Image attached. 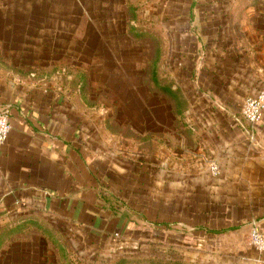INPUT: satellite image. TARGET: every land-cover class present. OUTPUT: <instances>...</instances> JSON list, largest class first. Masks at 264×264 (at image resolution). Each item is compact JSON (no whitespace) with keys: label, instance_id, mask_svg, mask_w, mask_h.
<instances>
[{"label":"crops","instance_id":"1","mask_svg":"<svg viewBox=\"0 0 264 264\" xmlns=\"http://www.w3.org/2000/svg\"><path fill=\"white\" fill-rule=\"evenodd\" d=\"M197 28L182 35L177 62L193 80L194 135L168 142L134 169L81 135L58 89L0 79V109L9 108L12 125L0 155V215L38 214L92 253L150 245L180 250L194 264H264V251L250 241L253 226L264 233V111L255 124L241 114L259 91L256 78L242 74L227 25ZM231 62L239 64L234 78L215 83L212 70L225 72Z\"/></svg>","mask_w":264,"mask_h":264},{"label":"rangeland","instance_id":"2","mask_svg":"<svg viewBox=\"0 0 264 264\" xmlns=\"http://www.w3.org/2000/svg\"><path fill=\"white\" fill-rule=\"evenodd\" d=\"M200 24L228 26L242 74L263 89L264 0H0V79L58 89L81 135L134 169L168 142L194 135L193 80L177 62L185 30ZM231 64L226 74L212 70L214 82L234 78L239 64ZM66 232L35 213L0 215V264H194L180 250L150 245L87 252Z\"/></svg>","mask_w":264,"mask_h":264},{"label":"built area","instance_id":"3","mask_svg":"<svg viewBox=\"0 0 264 264\" xmlns=\"http://www.w3.org/2000/svg\"><path fill=\"white\" fill-rule=\"evenodd\" d=\"M264 111V88L256 95L248 96L242 106V117L250 124H255L261 120ZM12 125L10 121V110L7 107L0 109V155L5 145ZM211 171L217 175L220 171L217 162L212 163ZM251 244L258 250L264 251V233L257 226H253L250 230Z\"/></svg>","mask_w":264,"mask_h":264}]
</instances>
